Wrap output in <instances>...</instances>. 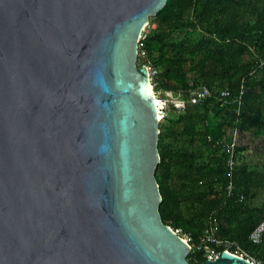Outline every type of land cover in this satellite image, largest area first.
Wrapping results in <instances>:
<instances>
[{"label":"water","instance_id":"95a60500","mask_svg":"<svg viewBox=\"0 0 264 264\" xmlns=\"http://www.w3.org/2000/svg\"><path fill=\"white\" fill-rule=\"evenodd\" d=\"M166 1L0 0V264H191L159 214V119L137 65Z\"/></svg>","mask_w":264,"mask_h":264},{"label":"trees","instance_id":"16d2710c","mask_svg":"<svg viewBox=\"0 0 264 264\" xmlns=\"http://www.w3.org/2000/svg\"><path fill=\"white\" fill-rule=\"evenodd\" d=\"M149 22L154 27L138 42L137 65L155 70L153 90L184 100L199 86L211 93L180 111L171 108L159 121L155 179L161 220L190 234L195 244L212 226L217 239L235 241L247 259L264 264V234L259 244L248 239L264 221V201L254 203L264 192V163H249L253 153L240 145L244 136L260 137L264 145V0H167ZM224 90L227 96L221 98ZM236 119L230 177L214 143L228 139ZM229 180L233 192L227 196ZM187 259L205 260L201 252Z\"/></svg>","mask_w":264,"mask_h":264},{"label":"built area","instance_id":"2783aa9c","mask_svg":"<svg viewBox=\"0 0 264 264\" xmlns=\"http://www.w3.org/2000/svg\"><path fill=\"white\" fill-rule=\"evenodd\" d=\"M144 36L145 34L141 33L140 39H143ZM146 67L149 73V77L151 78V76H153L156 72L151 67L149 66ZM152 94L153 97L156 98V101L159 102V105H157L156 103V106H157L158 119L160 121V119H163L167 115L168 111H170L171 108L174 107L176 110L180 111L183 109L185 104L200 103L204 101L208 96H210L211 93L206 86H199L190 91L189 96L186 100L180 99L178 95L177 97H173L171 95V92H167V96L165 99L158 97L157 95H155L153 91ZM220 95L221 98H225L227 96V91L226 90L222 91ZM239 103L240 102L238 101V104ZM238 122L239 120L236 119L233 125L230 127L227 135L228 139H226L225 142L216 141L214 143V145L219 147L222 153H224L225 155V166L227 167L228 175L230 177L233 175V171L235 168V154H236L235 147L237 146L238 137H239ZM208 141H211V139L208 138ZM225 190L227 196H230L232 194L233 192L232 180H229V182L226 184ZM237 197L239 201L243 200L242 194L238 195ZM173 232L176 235H178L182 240H184L186 243L189 244L190 246L189 253L201 252L205 260H214L217 256H219V254L222 251H227L231 254L247 259L246 254L235 241L217 239L214 236V230L212 226L208 228V231L203 236L201 242L198 244L192 242V238L190 234L182 232L180 229H174ZM263 234H264V221H261L251 230L248 239L254 244H259L261 242Z\"/></svg>","mask_w":264,"mask_h":264},{"label":"rangeland","instance_id":"374dc122","mask_svg":"<svg viewBox=\"0 0 264 264\" xmlns=\"http://www.w3.org/2000/svg\"><path fill=\"white\" fill-rule=\"evenodd\" d=\"M154 27V24L150 23L148 21L147 26L144 27V30L142 31L143 34H147L152 28ZM153 90V89H152ZM155 95H157L158 97L165 99L167 96V92H165L164 94L159 93L157 91H154ZM240 145H247L250 148V152H252L253 154H249L247 156L248 162L249 163H264V145L261 141L260 137H249V136H244L241 137L240 139ZM262 201H264V192L258 193V196L256 197V199L254 200L255 204H259Z\"/></svg>","mask_w":264,"mask_h":264},{"label":"bare ground","instance_id":"6f19581e","mask_svg":"<svg viewBox=\"0 0 264 264\" xmlns=\"http://www.w3.org/2000/svg\"><path fill=\"white\" fill-rule=\"evenodd\" d=\"M148 92H152V89H151V86H148ZM155 99V102L157 103V105H159V102L156 101V98Z\"/></svg>","mask_w":264,"mask_h":264}]
</instances>
